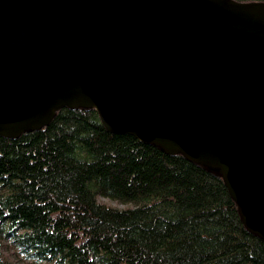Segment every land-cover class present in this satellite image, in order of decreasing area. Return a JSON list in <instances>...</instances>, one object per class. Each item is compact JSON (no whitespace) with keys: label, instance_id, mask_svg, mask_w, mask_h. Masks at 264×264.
Instances as JSON below:
<instances>
[{"label":"water","instance_id":"1","mask_svg":"<svg viewBox=\"0 0 264 264\" xmlns=\"http://www.w3.org/2000/svg\"><path fill=\"white\" fill-rule=\"evenodd\" d=\"M78 108L220 175L264 241V3L0 0V137Z\"/></svg>","mask_w":264,"mask_h":264},{"label":"trees","instance_id":"2","mask_svg":"<svg viewBox=\"0 0 264 264\" xmlns=\"http://www.w3.org/2000/svg\"><path fill=\"white\" fill-rule=\"evenodd\" d=\"M11 251L34 264H264L220 175L109 133L86 108L0 137V264Z\"/></svg>","mask_w":264,"mask_h":264},{"label":"rangeland","instance_id":"3","mask_svg":"<svg viewBox=\"0 0 264 264\" xmlns=\"http://www.w3.org/2000/svg\"><path fill=\"white\" fill-rule=\"evenodd\" d=\"M101 202L107 203L113 207L123 208L122 205H118L117 203H115L113 201H107L106 199H101ZM11 254H12V263L13 264H34L31 262V259L25 258V257L21 256L20 254H17L16 251H11Z\"/></svg>","mask_w":264,"mask_h":264}]
</instances>
